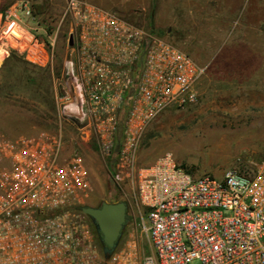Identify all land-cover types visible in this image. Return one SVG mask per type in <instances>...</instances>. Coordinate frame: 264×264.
Masks as SVG:
<instances>
[{
    "label": "built area",
    "instance_id": "built-area-1",
    "mask_svg": "<svg viewBox=\"0 0 264 264\" xmlns=\"http://www.w3.org/2000/svg\"><path fill=\"white\" fill-rule=\"evenodd\" d=\"M22 13L34 17L28 4L0 11V46L50 66L57 36L46 39ZM64 17V119L106 158L120 138L113 180L132 190L153 253L143 256L132 234L105 258L83 211L93 193L86 160L67 153L62 129H41L0 133V264H264V159L252 174L230 169L222 178L195 175L171 154L137 163L152 120L197 102L208 65L89 0H68Z\"/></svg>",
    "mask_w": 264,
    "mask_h": 264
},
{
    "label": "rangeland",
    "instance_id": "rangeland-1",
    "mask_svg": "<svg viewBox=\"0 0 264 264\" xmlns=\"http://www.w3.org/2000/svg\"><path fill=\"white\" fill-rule=\"evenodd\" d=\"M158 35L208 65L197 102L158 114L144 132L139 166L167 154L195 175L222 178L230 169L252 174L264 159V0H89ZM68 0H0V11L28 4L22 16L47 39L56 35L54 60L41 67L8 50L0 64V133L18 137L41 129L66 135L67 153H81L93 193L90 206L110 201V158L96 141H82L58 103L66 76ZM115 184V198L128 205L122 246L133 234L143 256L153 247L143 229L133 192Z\"/></svg>",
    "mask_w": 264,
    "mask_h": 264
},
{
    "label": "water",
    "instance_id": "water-1",
    "mask_svg": "<svg viewBox=\"0 0 264 264\" xmlns=\"http://www.w3.org/2000/svg\"><path fill=\"white\" fill-rule=\"evenodd\" d=\"M73 37L70 36V45ZM128 205L125 201H103L99 206H84L83 211L93 220L101 234L103 253L106 259L110 257L118 245L119 238L127 222Z\"/></svg>",
    "mask_w": 264,
    "mask_h": 264
},
{
    "label": "trees",
    "instance_id": "trees-1",
    "mask_svg": "<svg viewBox=\"0 0 264 264\" xmlns=\"http://www.w3.org/2000/svg\"><path fill=\"white\" fill-rule=\"evenodd\" d=\"M151 29V28H150ZM153 32L156 31V30H153L151 29ZM121 129L120 128V132H121ZM119 145H120V138H118L117 142H116V147H115V152H114V155L110 158V161H111V168H110V183L108 185V197H109V200L110 202H117L119 201L118 199H116L115 197V184L113 183V171H114V168H115V164H116V157H117V153H118V148H119ZM99 235V240H100V243L102 245V247L104 246L103 242L101 241V234L98 233Z\"/></svg>",
    "mask_w": 264,
    "mask_h": 264
},
{
    "label": "bare ground",
    "instance_id": "bare-ground-1",
    "mask_svg": "<svg viewBox=\"0 0 264 264\" xmlns=\"http://www.w3.org/2000/svg\"><path fill=\"white\" fill-rule=\"evenodd\" d=\"M6 55H7V50L2 46H0V64L3 62Z\"/></svg>",
    "mask_w": 264,
    "mask_h": 264
},
{
    "label": "crops",
    "instance_id": "crops-1",
    "mask_svg": "<svg viewBox=\"0 0 264 264\" xmlns=\"http://www.w3.org/2000/svg\"><path fill=\"white\" fill-rule=\"evenodd\" d=\"M131 21V20H130Z\"/></svg>",
    "mask_w": 264,
    "mask_h": 264
}]
</instances>
